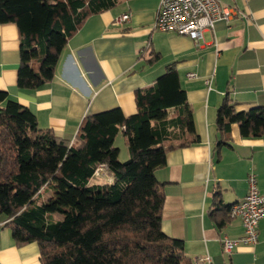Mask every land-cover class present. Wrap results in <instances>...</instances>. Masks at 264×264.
<instances>
[{"label": "crops", "instance_id": "1", "mask_svg": "<svg viewBox=\"0 0 264 264\" xmlns=\"http://www.w3.org/2000/svg\"><path fill=\"white\" fill-rule=\"evenodd\" d=\"M158 3L115 0L109 9L88 15L67 41L51 81L37 90L17 87L18 30L14 24L0 25V91L30 110L39 128L72 140L87 115L115 108L126 117L134 114L135 92L172 65L199 141L169 151L165 165L154 173L164 192L161 230L182 241L183 254L193 264H264V217L255 244L226 255L220 243L224 236L243 235L241 222L227 210L245 197L250 173L264 193V135L244 138L233 126L225 144L215 126L225 98L241 111L264 107V0H224L232 15L205 31L199 46L154 29ZM123 14L128 21L116 25ZM188 74L196 78L188 79ZM104 168L98 167L100 174L111 181ZM52 197L48 190L46 199ZM211 211L224 220L221 227ZM3 224L0 217V264H41L37 244L15 245Z\"/></svg>", "mask_w": 264, "mask_h": 264}, {"label": "trees", "instance_id": "2", "mask_svg": "<svg viewBox=\"0 0 264 264\" xmlns=\"http://www.w3.org/2000/svg\"><path fill=\"white\" fill-rule=\"evenodd\" d=\"M114 2L0 0V25L14 24L20 38L17 87L37 90L51 81L70 37ZM134 100L127 117L119 108L85 116L69 140L39 128L30 110L0 91V217L15 245L37 244L41 264H193L182 241L161 230L164 192L154 175L169 151L199 141L174 67ZM215 126L225 144L233 126L241 137H261L264 107L241 111L225 98ZM100 166L111 176L103 185L92 180ZM43 189L53 197L40 201Z\"/></svg>", "mask_w": 264, "mask_h": 264}, {"label": "built area", "instance_id": "3", "mask_svg": "<svg viewBox=\"0 0 264 264\" xmlns=\"http://www.w3.org/2000/svg\"><path fill=\"white\" fill-rule=\"evenodd\" d=\"M232 13V9L224 6V0H159L154 29L187 37L199 46L203 44V33L212 30L215 22L229 19ZM128 18V14H123L115 24L126 22ZM187 77L196 78L195 74ZM205 83L209 86L210 81L205 80ZM100 170L95 171V177L100 175ZM104 170L106 172V167ZM228 215L241 222L243 235L237 239L226 236L220 239L221 250L226 255L238 246L253 245L257 241L258 223L264 217V193L257 188L255 174L247 176V193L241 201L229 207Z\"/></svg>", "mask_w": 264, "mask_h": 264}, {"label": "rangeland", "instance_id": "4", "mask_svg": "<svg viewBox=\"0 0 264 264\" xmlns=\"http://www.w3.org/2000/svg\"><path fill=\"white\" fill-rule=\"evenodd\" d=\"M115 145L119 149V155H118L119 161L120 162L126 161L127 160V153H126L125 145L123 144L120 137L116 138ZM95 179L104 180V182L106 181L101 174L99 176H96ZM47 192H48V189H45V191L40 195V197H39L40 201L46 200V193Z\"/></svg>", "mask_w": 264, "mask_h": 264}]
</instances>
